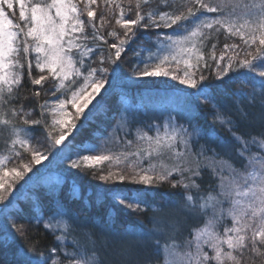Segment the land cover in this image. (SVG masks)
I'll return each mask as SVG.
<instances>
[{
    "label": "snow or ice",
    "instance_id": "6c2138e0",
    "mask_svg": "<svg viewBox=\"0 0 264 264\" xmlns=\"http://www.w3.org/2000/svg\"><path fill=\"white\" fill-rule=\"evenodd\" d=\"M131 12L122 0H0V136L8 152L0 159V249L19 239L15 264H106L98 241L107 236L127 245L121 264H243L249 251L264 256V0H136ZM221 33L244 46L225 43L217 56L213 43L209 60L205 43ZM129 53L135 59L124 75ZM173 64L182 74L169 71ZM159 77L183 87L169 85L171 111L136 128L147 148L110 154L75 144L101 110L109 118L107 100L118 88ZM111 119L124 122L128 130L114 128L116 139L131 147L135 117L121 111ZM217 127L229 134L219 148ZM132 156L139 159L131 163ZM105 161L123 168L105 173L98 167ZM65 162L102 182L144 186L135 196L119 187L103 195L146 222L134 232L97 226L55 195L59 177L47 218L39 198L27 210L18 206L26 185L38 187ZM165 185L174 198L157 216L165 206L143 194ZM42 235L52 237L49 245ZM139 249L148 255L140 258Z\"/></svg>",
    "mask_w": 264,
    "mask_h": 264
},
{
    "label": "trees",
    "instance_id": "16d2710c",
    "mask_svg": "<svg viewBox=\"0 0 264 264\" xmlns=\"http://www.w3.org/2000/svg\"><path fill=\"white\" fill-rule=\"evenodd\" d=\"M125 8L129 7L131 4L132 12L131 15H134L135 3L136 0H122ZM176 2V0H173ZM245 2L252 3L254 0H245ZM259 2V0H255ZM157 3V0H152L153 6ZM101 4V10H102ZM16 18H18V9L16 10ZM86 18V17H85ZM110 30V29H109ZM161 31H171V29ZM112 38L109 37V40ZM139 43V42H138ZM146 47H152L151 44L144 42ZM215 43L217 45L216 55L219 56L220 50L223 48L225 43H235L243 48V41L237 37H229L224 33H221L218 37L214 36L211 40L205 43L203 48L205 56L210 60L209 53L211 52V45ZM135 47V45H133ZM242 58V57H241ZM134 57L131 53L128 54L127 63L122 67L121 71L124 75L128 74L129 67L134 61ZM183 66L180 65L177 67L175 64L169 67V71H180L182 74ZM209 70L205 69L207 73ZM150 80H155V83H150L148 85H130L124 84L123 91L119 88L113 95L107 100L108 104V117L105 118L103 111L101 110L96 116L93 123H90L87 127L83 128L80 132L76 133L75 144L84 145L87 147L88 143L94 144L97 146L98 151H105L110 154H116L123 151H139L148 147L147 142H140L136 137V128L140 125H146L148 121H155L156 116L162 117V114L171 111V105L167 101V97L172 95V89L169 85L180 86L178 81H172L170 77H159V78H147ZM31 87V85H29ZM235 87V86H233ZM54 98V97H49ZM99 99V96H97ZM119 101V103H118ZM95 102V101H94ZM139 106V107H138ZM205 109H202L204 111ZM71 111H75L71 109ZM121 111L126 112L130 117H135L136 123L131 125L132 133L128 137V140L131 141V147H128V142L125 141L124 144H121L116 139V132L114 128L119 127L123 131H127V127L124 122L111 119L114 113H119ZM79 123V122H78ZM252 131H258V125L250 129ZM47 131L52 132L54 135L58 134L57 129L51 128ZM123 131L121 132V138H123ZM143 131V128H141ZM149 135H154L153 132H149ZM229 134L221 131L220 128H216V139L214 144L216 147H220L221 141H227ZM67 139H71L69 136ZM67 140L63 143H66ZM105 142H107L106 148L102 147ZM46 147V146H45ZM44 150L43 148L41 149ZM8 155L6 147L4 144L3 136H0V159H3ZM30 159V153L27 154ZM51 159V156H49ZM139 158L132 156L129 158V162L135 163ZM163 161H161L162 163ZM15 161L8 164V167L14 166ZM47 160H43L41 165H35V167H42L47 164ZM70 162H65L58 166H54L50 171V174L41 181L38 187H34L31 183L26 185L24 189L21 190L18 195L21 199L18 201L19 205H24L25 210H27L28 205L31 201L39 198L40 207L37 211L42 209L45 218L47 215L52 212L53 205V194L51 189L56 186L57 177L60 179L58 185V190L55 192V195L64 202L69 208L73 211H76L86 218L88 221H95L97 226L101 225H110L112 228L117 231H128L135 229L140 226L142 223H145L143 214H137L125 208L123 205L111 200L110 196H104L103 193L106 189L119 187L125 194L136 195V189L143 188L142 185H133L129 181H125L123 184H117L115 182H102L98 179H93L91 176L82 175L76 169L69 168ZM102 168L106 173L110 168L112 171H117L123 168V165H116L113 163L109 165L107 161L103 162L98 166ZM257 170V175H259V166H255ZM62 169H67L68 173H61ZM127 171V170H126ZM209 171H211L209 169ZM248 172H253V168H249ZM247 174V173H245ZM28 175H31L29 173ZM207 178V173L205 174V179ZM23 183V182H21ZM259 184V180H253L251 176L249 177V186L256 187ZM256 185V186H254ZM146 200L150 204H156L160 206H165L158 208L155 215L164 216L167 214V205L174 198L172 196V190L170 186L165 185L162 188H158L155 191L147 192L143 194ZM152 213H149L151 215ZM95 231L99 233V227L95 228ZM41 232H43V227L41 225ZM83 233H81V237ZM38 239L45 245H49L52 237L39 236ZM98 246L100 247V252L103 258L105 259L106 264H121V259L123 257L124 251L126 250L127 245L121 243H114L110 237L101 236L98 241ZM21 247V242L19 239L16 240L14 244H11L7 249H0V264H15V253L16 250ZM140 258H145L148 253L143 250H138ZM180 254L178 253L176 259L179 260ZM243 264H264V256L248 252L244 257Z\"/></svg>",
    "mask_w": 264,
    "mask_h": 264
},
{
    "label": "rangeland",
    "instance_id": "374dc122",
    "mask_svg": "<svg viewBox=\"0 0 264 264\" xmlns=\"http://www.w3.org/2000/svg\"><path fill=\"white\" fill-rule=\"evenodd\" d=\"M17 9H18V6H17ZM19 11V10H18ZM153 50H155V49H153ZM182 65V64H181ZM183 66V65H182ZM156 118H158V116H156ZM161 123H163V121H162V119H161ZM254 186H256V185H254ZM167 212H168V210H167ZM165 215H166V213H165ZM129 232H134V231H132V230H130Z\"/></svg>",
    "mask_w": 264,
    "mask_h": 264
}]
</instances>
